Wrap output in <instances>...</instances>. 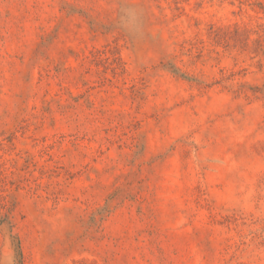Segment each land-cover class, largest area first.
Here are the masks:
<instances>
[{"label": "rangeland", "instance_id": "374dc122", "mask_svg": "<svg viewBox=\"0 0 264 264\" xmlns=\"http://www.w3.org/2000/svg\"><path fill=\"white\" fill-rule=\"evenodd\" d=\"M0 264H264V0H0Z\"/></svg>", "mask_w": 264, "mask_h": 264}]
</instances>
